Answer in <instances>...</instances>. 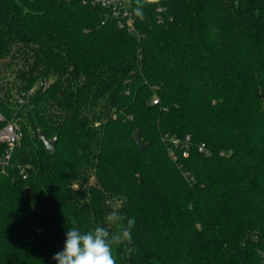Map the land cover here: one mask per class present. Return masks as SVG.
<instances>
[{
  "label": "trees",
  "instance_id": "obj_1",
  "mask_svg": "<svg viewBox=\"0 0 264 264\" xmlns=\"http://www.w3.org/2000/svg\"><path fill=\"white\" fill-rule=\"evenodd\" d=\"M135 6L130 30L91 0H0V127L22 131L0 264H57L69 229L116 231L114 209L136 221L117 264H264V0Z\"/></svg>",
  "mask_w": 264,
  "mask_h": 264
},
{
  "label": "clouds",
  "instance_id": "obj_2",
  "mask_svg": "<svg viewBox=\"0 0 264 264\" xmlns=\"http://www.w3.org/2000/svg\"><path fill=\"white\" fill-rule=\"evenodd\" d=\"M154 0H135L133 13L136 17L144 18L146 6ZM123 217L117 210H112L105 217L106 224L119 226L116 231H110L105 226H97L94 230L82 232L73 227L66 233L63 250L57 252L53 259L57 264H117L114 247L127 243L132 244V230L135 218L127 219V224L122 222ZM128 253L138 251L134 247L126 249Z\"/></svg>",
  "mask_w": 264,
  "mask_h": 264
},
{
  "label": "built area",
  "instance_id": "obj_3",
  "mask_svg": "<svg viewBox=\"0 0 264 264\" xmlns=\"http://www.w3.org/2000/svg\"><path fill=\"white\" fill-rule=\"evenodd\" d=\"M94 5L110 8L112 14L119 18L120 25H126L130 30L133 28L132 19L130 18L128 6L130 0H91ZM157 99H153L155 103ZM2 115L0 114V118ZM22 136V131L17 122L13 119L8 120L3 126L0 127V141L5 142V148L0 152V168L8 162L11 153ZM168 142V154L172 158H177V148L181 149V154L186 156L189 147V135H185L184 139H180L175 135L166 136ZM199 151H207L204 143L198 145Z\"/></svg>",
  "mask_w": 264,
  "mask_h": 264
},
{
  "label": "water",
  "instance_id": "obj_4",
  "mask_svg": "<svg viewBox=\"0 0 264 264\" xmlns=\"http://www.w3.org/2000/svg\"><path fill=\"white\" fill-rule=\"evenodd\" d=\"M39 137L41 138L45 150L47 152H52L55 149V144H56V137L53 138H47L41 131H39ZM132 138L139 150H142L145 148L146 144L145 142L141 139L138 130H135Z\"/></svg>",
  "mask_w": 264,
  "mask_h": 264
},
{
  "label": "rangeland",
  "instance_id": "obj_5",
  "mask_svg": "<svg viewBox=\"0 0 264 264\" xmlns=\"http://www.w3.org/2000/svg\"><path fill=\"white\" fill-rule=\"evenodd\" d=\"M14 68V67H13ZM9 69H12V68H9ZM7 71V70H6ZM6 71L4 72V70H2L1 71V77H2V75H4V73H6ZM4 72V73H3ZM6 76H9L10 74H8V73H6L5 74ZM12 75V74H11ZM13 76V75H12ZM7 87V88H6ZM5 88V90L6 91H8V95H10L9 97H10V101L12 102V103H17V102H19V100H20V97H18V95H19V93H18V91H17V89H16V87L15 86H12V85H8L7 84V86H6ZM16 89V90H15Z\"/></svg>",
  "mask_w": 264,
  "mask_h": 264
}]
</instances>
